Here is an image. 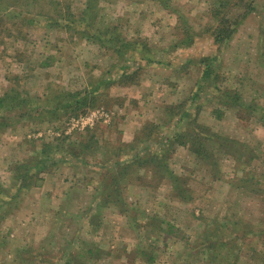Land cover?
Returning <instances> with one entry per match:
<instances>
[{"label":"rangeland","instance_id":"obj_1","mask_svg":"<svg viewBox=\"0 0 264 264\" xmlns=\"http://www.w3.org/2000/svg\"><path fill=\"white\" fill-rule=\"evenodd\" d=\"M85 1L61 7L77 13ZM213 1L99 0V21L123 43L139 41L119 55L120 44L49 22L47 0H0V97L17 94L16 110L27 111L0 127V264H264V0L223 44L212 35ZM206 57L214 73L203 80ZM89 91L100 94L93 107L55 113ZM181 103L184 112H167ZM87 132L96 145L78 152L71 144ZM177 133L186 146L172 141ZM52 141L73 151L45 150L36 174L34 157ZM120 142H135L143 160L165 155L166 170L134 161L116 197L98 172ZM17 166L34 167L38 181L19 190Z\"/></svg>","mask_w":264,"mask_h":264},{"label":"trees","instance_id":"obj_2","mask_svg":"<svg viewBox=\"0 0 264 264\" xmlns=\"http://www.w3.org/2000/svg\"><path fill=\"white\" fill-rule=\"evenodd\" d=\"M35 1V0H34ZM42 0H37L38 3H40ZM164 1V0H161ZM238 2H236V0H214L213 1V10H212V16L215 17L216 19H218V25L213 29L212 31V35L214 37V40L216 43L219 44H223L225 43L226 40H228L232 34L235 32L236 30V26L239 23V20L237 21V18L239 19L241 16L242 18L246 17L249 13H251L254 10V6H253V2L255 0H237ZM33 2V0H32ZM48 3L54 5L52 11H48L46 14L47 20L49 22L53 21V24H55V26L57 27H64L67 30H71L73 31L74 34L81 36L82 38H86V40H90V41H94V42H99L102 45L107 44V43H114V44H120L117 47H112L114 52H116L119 55H123L124 52L126 50H128L130 47H136V43L138 42H134L133 44H128V43H123L122 39H121V35L117 32V27L114 25L112 27H110V24L108 23H104L102 21H99V10H98V3L99 0H86L85 2V7L78 10L77 13L72 12L71 7L66 4L63 7L62 6V2L61 0H47ZM166 3H162L164 4V6L168 9L170 7L169 3H167V1H165ZM238 6L241 5L242 7L245 8V12L240 15L239 13L237 14L236 18L234 20H231L228 15L224 14L226 9L228 7H232V6ZM226 6V8H225ZM220 7H222L220 9ZM61 8L64 10V12L61 10ZM19 15V14H18ZM38 15H43L42 12H38L36 16ZM34 20L31 19L30 22H32ZM61 20L65 23V25L62 24ZM186 41H184L185 43ZM208 60L210 61V59H208V57H206L205 59H203V61H207L206 64V69L202 70V78L204 80V78H210L212 76L213 69L211 68V63L208 62ZM125 76H129V73L125 74ZM129 78H131V76H129ZM72 94V93H71ZM69 94V95H71ZM103 94L102 97H105L106 94L105 93H101V95ZM15 93H10V94H6L3 97H0V110L6 109L9 110L10 112L8 113V115L3 116L0 115V127H5V126H9V124H13V116L15 113H17L18 115L20 114L21 116H24L25 113L27 111H18L16 110L20 105L19 102V96ZM100 94L96 93V92H85V96L83 98H81L76 106L74 107L72 106H64L63 103H59L58 106H56L55 109V113L58 112V109H71L74 110L76 109H83L85 107H93L95 103L100 101ZM233 99H236V102L238 103V96L234 97ZM13 102H16L17 105L15 106V104ZM64 102V101H63ZM62 104V105H61ZM70 104V103H69ZM185 104H179L176 106H168L167 107V112H173L175 109L180 110L179 112H184L185 109ZM169 107H172V110H170ZM184 107V108H183ZM73 113V111L71 112ZM184 117H189V115L187 113H183ZM191 123V122H190ZM190 123H187V125H189ZM154 126V125H153ZM150 127V126H148ZM151 128V127H150ZM154 129V128H152ZM93 132H87L84 136L80 137V140H77L75 143L73 142L71 145L75 146L76 149L79 151H83V150H89L91 148H93L96 144L94 140H93ZM176 136H173L171 139L173 142H177L179 141L180 145L186 146L188 144L187 141L185 140V134L182 133H177L175 134ZM158 135H155V143L160 144V142L162 143V140L160 141V138L157 137ZM184 138V139H183ZM140 140V139H139ZM137 142H140V141ZM71 145H66L63 142L60 143H56V141H52L48 144H44V146H46L45 148H43V150L41 152H38L37 156L34 157L35 159H37V162L40 163V167L38 165V167H36L37 169V173L42 171V164H44L45 162L48 161L49 155L46 152L47 149H50V151H56L59 148H67L70 151H73L72 146ZM107 147H109L108 145H104V148L106 149ZM98 147L94 148L97 149ZM66 149V151H67ZM111 150L112 154H113V158L114 160L110 159L109 161H106V163L104 165H102V168L100 169V171L98 172L101 175V181H103L105 190L106 189H111V191L113 192V195L116 197H121V192H122V183H123V171L125 170V168H129L131 165H134V161L138 160V164L141 165L143 162H149L151 163V166H155V170L156 171H161L163 170V168L166 170V156L162 155V157H159L160 155H156V154H150L149 153V158L146 160H143V158H139V153H137L136 149V145L135 142L132 143H119L118 146L116 147H112ZM46 150V151H45ZM109 150V149H107ZM115 150V151H114ZM129 151V152H128ZM121 152H128L131 153L133 152V154L131 155V157L128 160L125 161H121L120 159H116L117 157H119V153ZM135 156V157H134ZM137 156V157H136ZM146 157V156H145ZM24 167L23 163L20 164ZM35 165V166H37ZM124 167V168H123ZM23 168L20 166H17L15 168V177L14 179H22L23 184L25 183V185H20L19 186V190L26 188L28 186H30L31 184V178L35 177V179L38 181L36 174H32L33 177H31L32 175H30L33 172L34 167H30L25 171H23ZM102 170V171H101ZM23 171V172H22ZM169 177L171 178V180H173L175 183L180 181V177H175L173 174H170ZM28 180H30L29 182H27ZM27 182V183H26ZM103 192H104V188H103ZM115 200V198L113 199ZM114 202V201H112ZM3 203H1L0 205H2ZM120 207H124V204L122 202L117 203ZM1 209V207H0ZM1 215V212H0ZM260 238L264 237V230L262 231V234H257ZM224 245V243L222 244ZM251 252L253 253L254 257L252 258H258L261 259L262 257H260L262 254V252L255 248L250 249ZM90 253V252H89ZM70 255H74V257L78 256L75 254H70ZM264 260V259H262ZM47 261V260H45ZM73 260L71 259V257L68 258V262H72ZM52 262V261H50ZM257 264V263H254Z\"/></svg>","mask_w":264,"mask_h":264},{"label":"built area","instance_id":"obj_3","mask_svg":"<svg viewBox=\"0 0 264 264\" xmlns=\"http://www.w3.org/2000/svg\"><path fill=\"white\" fill-rule=\"evenodd\" d=\"M92 120L93 118L92 117H86V118H80L78 120H76L75 124L76 123H80L81 125H83L85 122H87L86 120Z\"/></svg>","mask_w":264,"mask_h":264}]
</instances>
